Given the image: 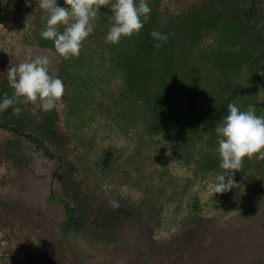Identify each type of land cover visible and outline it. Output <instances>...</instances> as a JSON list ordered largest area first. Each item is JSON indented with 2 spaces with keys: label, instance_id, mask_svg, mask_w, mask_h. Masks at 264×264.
Here are the masks:
<instances>
[{
  "label": "rangeland",
  "instance_id": "1",
  "mask_svg": "<svg viewBox=\"0 0 264 264\" xmlns=\"http://www.w3.org/2000/svg\"><path fill=\"white\" fill-rule=\"evenodd\" d=\"M169 1L178 9L195 0ZM230 1L240 7L251 0ZM148 2L151 9L162 5ZM110 16L102 7L80 55L65 64L41 38L45 13L35 0H0V82L9 66L46 54L65 86L49 112L26 104L29 133L41 136L53 119L62 136L63 146L44 140L51 156L0 125V264H264V159L254 155L247 170L236 171L237 187L215 194L222 172L205 166L204 157L217 153V141L150 129L113 56L118 46L131 47V37L105 41ZM260 24L264 38V19ZM260 64L243 67L238 82L252 87L249 103L264 116ZM65 202L88 215L115 202L128 214L114 228L105 229L98 215L85 233L68 234Z\"/></svg>",
  "mask_w": 264,
  "mask_h": 264
},
{
  "label": "trees",
  "instance_id": "2",
  "mask_svg": "<svg viewBox=\"0 0 264 264\" xmlns=\"http://www.w3.org/2000/svg\"><path fill=\"white\" fill-rule=\"evenodd\" d=\"M262 3L263 0H251L239 7L230 0H195L173 9L169 0H162L159 8L151 9L150 21L140 33L131 37V47L118 46L113 51L122 71L125 91L135 94L136 100L143 105L150 129H168L201 138L207 134L214 146L217 141L215 127L227 116L228 104L234 103L241 110H247L252 87H240L238 77L243 67L253 71L264 63L261 45H264V38L257 35V27L264 19L260 10ZM153 30L169 36L159 49L154 47L156 41L150 36ZM207 38L212 39L208 45L204 43ZM258 72L254 71V76ZM12 91L7 79L0 82V94L11 96ZM18 106L22 108L19 117L12 115L11 109L0 112L2 127L25 137L46 156L52 154L44 140L64 145L53 119L44 123L41 136L29 133L26 104ZM110 157V153H106L105 163ZM252 163L253 157H245L242 169L247 170ZM204 164L224 172L217 153L204 157ZM64 205L66 216L62 232L68 234L85 233L87 223L98 219V215L107 220L105 229L114 228L119 218L128 214L119 206L88 215L78 213L68 202ZM104 234L101 231V240Z\"/></svg>",
  "mask_w": 264,
  "mask_h": 264
},
{
  "label": "clouds",
  "instance_id": "3",
  "mask_svg": "<svg viewBox=\"0 0 264 264\" xmlns=\"http://www.w3.org/2000/svg\"><path fill=\"white\" fill-rule=\"evenodd\" d=\"M33 0H25L30 6ZM45 13L42 39L53 42L56 53L65 60L78 57L84 41L94 33L95 22L101 8L110 12L111 26L105 35L109 44H119L122 37L139 34L150 21L151 7L148 0H35ZM61 26L63 30L61 31ZM159 49L167 42L168 34L158 30L150 32ZM52 58L46 54L30 55L25 61L7 69L12 95L0 94V112L11 109L14 116L22 114L18 105L32 103L38 110L49 112L54 109L65 92L59 76L50 71ZM228 114L216 125V152L220 168L224 170L216 177L215 194L225 193L237 187L235 173L242 169L245 157L258 155L264 158V116L256 114L255 105L241 110L236 104L227 106ZM119 205L113 202V207Z\"/></svg>",
  "mask_w": 264,
  "mask_h": 264
}]
</instances>
